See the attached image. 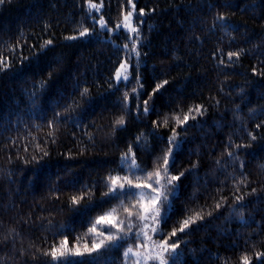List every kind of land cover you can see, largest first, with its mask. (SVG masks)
Returning a JSON list of instances; mask_svg holds the SVG:
<instances>
[{
    "label": "trees",
    "instance_id": "obj_1",
    "mask_svg": "<svg viewBox=\"0 0 264 264\" xmlns=\"http://www.w3.org/2000/svg\"><path fill=\"white\" fill-rule=\"evenodd\" d=\"M132 2L136 13L144 9L145 15L132 19L141 34L140 56L138 66L136 58L128 60V87L112 80L127 60L128 34L94 28L88 0L0 2V47L11 65L0 72V264H49L51 257L43 253L65 235L69 247L75 237L91 246L92 236L84 235L88 221L119 204L99 201L107 190L103 181L126 174L122 155L131 147L137 163L152 171L168 147L172 114L182 118L196 105L206 109L204 114L176 128L180 148L173 146L170 171L184 176L178 182L177 211L161 227L170 232L184 218L185 207L203 208L204 219L192 225L190 235L179 234L177 264H241L245 252L257 264L254 252H264V0ZM130 7L128 0H103V8L92 15L116 29ZM81 24L90 37L65 39L78 35ZM48 39L53 44L41 51L39 45ZM10 47L27 59L14 60ZM229 51L240 52L238 63L227 61ZM137 75L143 84L141 106L156 83L169 81L148 100L149 113L139 119L132 91ZM85 87L89 94L81 97ZM125 91L127 112L121 107ZM165 115L167 127L160 124ZM121 116L123 128L113 123ZM85 186L88 192L82 191ZM81 195L85 199L72 206L70 198ZM89 195L99 206L84 213ZM117 215L123 219L125 214L118 208ZM129 245L137 242L121 241L98 264H126Z\"/></svg>",
    "mask_w": 264,
    "mask_h": 264
},
{
    "label": "snow or ice",
    "instance_id": "obj_2",
    "mask_svg": "<svg viewBox=\"0 0 264 264\" xmlns=\"http://www.w3.org/2000/svg\"><path fill=\"white\" fill-rule=\"evenodd\" d=\"M0 2H2V0H0ZM128 3L131 6L130 10L127 14L123 15L122 21L116 25V29H123L128 34L131 47H129L128 44L123 46L124 50L127 52V60L119 63L112 77L115 85L119 86L123 83L126 87L130 86L128 83L130 79L129 70L132 67V65L128 63V60L136 58L138 66V58L140 56L138 44L141 34L139 27L133 25L132 19L134 15L139 17L145 15L144 9H140L139 13H136V5L132 0H128ZM102 8L103 0H100L99 4L94 3L93 0H88L87 15L94 21V28L96 24H98L101 30L107 29L111 32L112 29L108 28L107 22L103 17L96 20L92 15L93 10L100 12ZM217 19L224 22L225 17L223 15H218ZM142 22L141 20L140 23ZM90 35L91 32L89 28L81 24L78 29V35L65 37V39L77 40L90 37ZM2 43L3 42L0 41V44ZM52 44L53 41L48 39L39 45L40 50L43 51ZM8 53H10L14 60L20 63H23V61L27 59V57H23L22 54H18L17 48L10 47ZM226 56L229 63L235 64L238 63L240 52L229 51L226 53ZM219 63L221 65L225 64L223 55ZM10 66V62L3 48L0 47V72L7 70ZM50 76L51 73H49V77ZM44 83L43 81L41 82V87L44 86ZM168 83V80L156 83L153 92L151 94H145L148 98L143 101V106H141L139 97L143 89V84L140 83L139 76L137 75L136 84L138 87L132 88L136 100L135 108L137 119H139L141 113L144 116L148 115V100ZM109 86L112 87L113 85L110 83ZM88 94L89 89L86 87L80 92L81 97L88 96ZM128 98L129 93L125 91L121 102V107L125 112L129 110V104L127 103ZM74 103L75 101H72L66 105L65 111H71ZM152 111H155V109H152ZM205 111L206 109H203L202 105H196L194 107H189L188 111L183 113L182 118L179 113L172 114L171 119L174 126L172 127L171 135H169L165 141L168 147L162 149V154L156 157L152 171H148L137 163L135 154L132 152L131 147H129V151L124 153L121 157V167L126 174L123 177H113L110 175L103 181V185L107 190L101 193L99 204L111 203L114 200L119 201V204L88 221L90 226L84 235L92 236L91 246L87 243L81 245V237H75L74 243L69 247L67 236L65 235L63 240L53 244L50 250L43 253V255L51 257L49 264H98L109 249L119 246L121 241L127 242L129 240L137 242V247L134 251L133 247L129 245L127 250L123 253L126 264H129V262H131V264H149V262H153V264H168L169 260H171L172 264H177L180 257V253L177 252V249L180 247V243L183 240V236L179 234L190 235L192 225L204 219L202 214L204 209L200 208L197 210L185 207L184 218L177 220L170 232H165L163 230L161 225H166L177 211L175 201L180 198L178 182L184 176V172H180L176 175L171 173L170 168L173 165L170 164V160L174 159L172 155L173 146L176 149L180 148L176 128H183L190 118L195 120L197 116H202ZM59 116L60 113H56V118ZM168 122L169 117L165 115L160 124L161 126L167 127ZM113 123L123 128L125 120L123 116H121L114 120ZM153 123L156 124L157 122L154 121ZM51 126L52 125L49 124V127ZM256 127L259 128L261 125L258 124ZM184 130L186 131L187 129L185 128ZM249 136L252 140L256 139V136L252 133H249ZM141 139L142 134L136 137L138 143ZM144 142L147 144L146 138ZM236 147L242 146L236 145ZM44 155L46 156L47 152H44ZM227 155L233 160L239 159V157L234 156L232 152H228ZM32 159L35 160V157ZM193 167H195V165ZM240 167L243 168V162L240 163ZM240 183H244V180H241ZM92 187L94 188L95 185ZM82 191L88 192V186H85ZM237 191H239L238 187ZM105 197H107V200L104 199ZM194 198L195 197H193V199ZM84 199L85 197L83 195L80 197L73 196L70 198V204L72 206L79 205L80 201ZM242 199V196L236 197L237 201ZM126 200L127 203H125ZM97 206L99 205L92 204V196L89 195L87 197V203L84 206V213H87ZM215 207L219 209L221 203L217 202ZM118 208L125 214L123 219L119 218L117 215ZM73 210L80 212V209L76 207H73ZM208 215H211V213L209 212ZM133 229H135V231H133ZM153 236H158L159 239L154 240ZM178 236V239H173ZM253 248H255V245H253ZM254 255L257 264H264V252L255 251ZM240 262L241 264H252V257L246 252L242 253ZM224 264H230V261H225Z\"/></svg>",
    "mask_w": 264,
    "mask_h": 264
},
{
    "label": "rangeland",
    "instance_id": "obj_3",
    "mask_svg": "<svg viewBox=\"0 0 264 264\" xmlns=\"http://www.w3.org/2000/svg\"><path fill=\"white\" fill-rule=\"evenodd\" d=\"M104 19V18H103ZM97 20H99V19H97ZM132 23H133V20H132ZM112 31H118V29H112ZM129 63V62H128ZM130 64V63H129ZM131 65V64H130ZM130 71V70H129ZM130 76H131V74H130ZM153 239L154 240H158L159 239V237L158 236H153ZM133 247V249H134V251L136 250V247H134V246H132ZM142 251H143V249H142ZM149 264H153V262H149Z\"/></svg>",
    "mask_w": 264,
    "mask_h": 264
}]
</instances>
